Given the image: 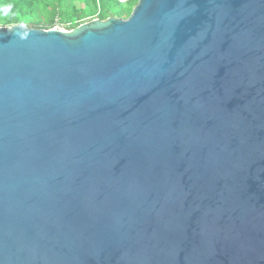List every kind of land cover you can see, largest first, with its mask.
Returning a JSON list of instances; mask_svg holds the SVG:
<instances>
[{"label": "water", "instance_id": "obj_1", "mask_svg": "<svg viewBox=\"0 0 264 264\" xmlns=\"http://www.w3.org/2000/svg\"><path fill=\"white\" fill-rule=\"evenodd\" d=\"M0 264H264V0L0 26Z\"/></svg>", "mask_w": 264, "mask_h": 264}, {"label": "trees", "instance_id": "obj_2", "mask_svg": "<svg viewBox=\"0 0 264 264\" xmlns=\"http://www.w3.org/2000/svg\"><path fill=\"white\" fill-rule=\"evenodd\" d=\"M138 0H0V25L26 23L33 28L55 24L72 29L85 20L127 18Z\"/></svg>", "mask_w": 264, "mask_h": 264}, {"label": "rangeland", "instance_id": "obj_3", "mask_svg": "<svg viewBox=\"0 0 264 264\" xmlns=\"http://www.w3.org/2000/svg\"><path fill=\"white\" fill-rule=\"evenodd\" d=\"M93 19H97V18H93ZM93 19L85 20L83 23H89V22H91ZM19 25L26 26V27H32V26H28L26 23H19ZM0 26H5V25H0ZM52 28L59 29V30H64V31H72V30L74 29V28H72V29H67L66 27H64V26H62V25L55 24V25H53L51 28H48V29H46V30H49V29H52ZM41 29H45V28H41Z\"/></svg>", "mask_w": 264, "mask_h": 264}]
</instances>
